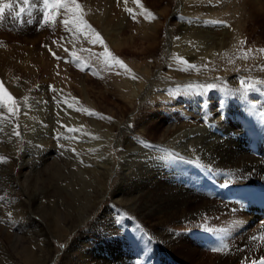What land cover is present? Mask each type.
Segmentation results:
<instances>
[{
    "label": "bare ground",
    "instance_id": "obj_1",
    "mask_svg": "<svg viewBox=\"0 0 264 264\" xmlns=\"http://www.w3.org/2000/svg\"><path fill=\"white\" fill-rule=\"evenodd\" d=\"M246 2L254 3L253 9L262 10L264 7L263 0ZM37 4L40 0H36ZM102 19L97 18L101 23ZM186 19V24L180 26V34L185 37L183 41L171 39L167 47L170 55L178 54L174 57L185 58L192 69L197 64V70L193 69L195 76L186 82L207 85L211 79L201 78L203 70L199 68L206 66L218 54L224 57L232 52L242 39V30L239 25L214 23L208 18L196 24L191 23V18ZM2 22L0 33L10 28L12 34L9 37L14 39L11 40L22 39L26 45L1 41L0 49L8 54L9 50L16 51L22 55L19 59L25 58L23 53L27 47L34 52L37 39L43 38L46 28L36 22L16 24L7 15ZM121 28L123 26L119 30ZM107 31L116 33L114 39L108 38L109 34L107 36L114 46L120 47L125 43L119 40L118 29ZM32 51L26 53L33 54ZM172 59L170 63L174 64ZM155 67V64H149L144 70L149 78L147 88L139 82H122L131 107L137 104V100L161 102V96H154L156 89L167 90L180 82L168 76L155 78ZM208 72L226 74L221 70ZM236 77H224L227 83L223 86L227 90L225 92L219 90L209 96L190 92L177 97L162 110H146L134 126L131 120L128 124L115 122L116 127H111L108 132L102 131L103 136L99 138L85 134V139L75 136L66 140L77 142L81 149L91 154V158L84 161L81 172L73 173L74 177L65 190L58 188L59 182L70 179L53 160L54 149L47 145L42 151L36 141L39 129L34 126L35 121L46 106L30 100L19 108L20 123L22 126L29 124V127H23L22 137H18L22 142L19 140L17 143V137L16 140L9 139L14 123L0 125L4 128L0 132V156L7 158L0 168V197L5 194L11 202L10 189L23 191L26 200L19 199L20 203L15 204L27 217L22 228L29 229L33 242L41 243L38 254L32 256L34 264H55V261L59 264H252V261L264 257V239L261 238L264 237V218L255 215L252 206L226 200L227 192L233 188L264 182V156H256L264 150V84H257L259 92L248 94L243 88H237L239 80ZM241 91L243 101L240 99L242 93L237 97L241 103L232 97L221 100L218 95L232 96ZM29 105H32L30 109ZM3 110L6 108L1 109L0 114ZM28 112L30 116L25 117ZM13 120L17 121L14 116ZM75 122L83 124L84 121ZM91 125L102 130L94 120H91ZM132 127L139 130L150 145L141 148V142L135 136L127 138V134H137ZM116 130L118 133L113 134ZM247 132L255 134L254 142L258 144L253 153L248 146L253 138ZM3 136L7 138L4 144ZM91 149L94 150L91 152ZM6 151L8 156H5ZM43 155L46 157L42 160L43 170L54 171L49 175V183H44L40 176L42 172H38V159ZM31 177L36 180L29 186ZM36 183L43 187L37 188ZM51 199H57L54 206L44 202H52ZM106 201L112 202V206L104 208L95 219V214ZM124 208L137 219L127 221L120 210ZM91 221V227L84 230ZM201 225L211 228L213 233H209L215 237L213 243L199 235L197 230ZM2 231L4 228L0 227ZM73 234H76L75 238H71ZM50 238L57 242L70 240L69 247L56 255ZM9 241L16 251V244L21 239ZM214 248L221 251H213Z\"/></svg>",
    "mask_w": 264,
    "mask_h": 264
},
{
    "label": "rangeland",
    "instance_id": "obj_2",
    "mask_svg": "<svg viewBox=\"0 0 264 264\" xmlns=\"http://www.w3.org/2000/svg\"><path fill=\"white\" fill-rule=\"evenodd\" d=\"M78 3L82 5L85 13L84 19L103 38V45L90 43L89 41L93 38L91 35L85 38V35L77 33L75 30L66 31L61 23V20L66 17L63 15V10H61V15L56 18L55 25L53 26L51 23L46 25L45 31L42 33L43 38L41 39V36L38 37V45L35 47L37 51L34 50L33 52L31 47H27L26 52L31 50L33 54L24 51L23 56L25 58L19 59V56L22 55L16 51L9 50L10 54H8L0 49V82H5L3 86L16 99L19 108L25 103L30 102V100L38 101L42 107L46 106L40 111V116L35 121L34 126L39 129L36 141L40 145L36 146H39L42 151H44L43 148L47 147V145L51 146L55 151V155H57H54L53 160L61 169L63 168L64 175L68 173L67 177L70 180L63 183L59 182V189H68L69 183L74 177L72 176L73 173L81 172V168L84 167V161H87V158H91V154L83 148L81 149V145L77 142L66 140L75 136L85 139V134L95 139L99 138L103 136L102 131L108 132L111 127L115 126V122L128 124L131 120L132 126H134L133 124L143 116L146 110H162L164 107H169V104H172L177 97L190 94V92H197L199 95L206 94L208 96L219 90L225 92L227 90H224L223 86L227 83L224 77L237 76L236 79L239 80L237 88H242L240 84L241 79L249 83L264 80V71H261V66L264 65V52L258 51L259 49H264V7L262 10H260L261 8L253 9L254 3L249 4L250 2H246V0H140L143 7L154 14L155 19H150L146 18V14H141L142 9L135 3V0H127L126 3L125 0H119V3L118 0H78ZM127 9H131L132 14ZM35 10L36 13L33 12V15L41 18L42 13L39 12V8ZM6 15L10 18L14 17V14ZM27 18L28 16L25 15L19 18L16 17L19 21L27 20ZM97 18H103V24ZM186 18L189 20L191 18V21H193L191 23L193 24L202 19H206L205 21H207L208 18V20L219 21L224 25H239L241 27V40L245 41L243 45L239 43L232 52L225 54L224 57L222 54H218L217 58L211 59L206 66L199 68L203 70L201 78L211 79L207 85H215L213 89L209 90L206 88V85H201L194 81L186 82L195 76L193 69L196 68L197 64L195 63L192 69L191 64L185 58H177L174 55L177 56L178 54L170 55L169 53L167 45L171 39L174 42H181L185 38L180 34L182 33L180 26L186 24ZM0 24H3V22L1 21ZM101 24L104 26H101ZM120 25L123 26L121 30H119ZM103 28H106V30ZM117 29L119 32L118 37L120 36L119 40L123 43L125 42L124 46L122 45L123 47L114 46L111 40L114 39L113 37L116 33L109 34L107 31L114 32ZM11 34L12 30L10 28L5 29L4 33H0V42H13L12 40L14 39L9 37ZM107 36L112 39L109 40ZM19 40L20 42L22 41V39H17L13 43L26 45L22 42L20 43ZM13 45L18 46L17 44ZM105 45L107 46V52L111 56L101 55L105 53ZM244 53H248V59L242 58ZM111 57H116L118 60L123 61L130 71L121 67ZM170 58H173L174 64L170 63ZM212 61L214 62L211 66L210 63ZM147 64L156 65L153 75L155 78L168 76L167 78L180 82L169 86L167 90L161 87L156 89L157 92L154 96H161V102L150 99L145 101L137 100V104L131 107L126 100L127 91L123 89L124 83L122 82L124 80L139 82L143 83V86L147 88L149 78L146 77L144 71L148 67ZM205 70H221L225 71L226 74L224 76L220 74L215 75ZM256 86L253 88L254 91ZM83 87L85 88V92L83 91ZM254 91L251 89L248 92ZM239 93L243 94V91L233 93L232 96L237 97ZM223 96L229 95L224 93ZM25 97L28 98L27 102H25ZM33 106L35 105L33 104ZM31 107L32 105H29V109ZM2 114L5 117L9 116L7 109L3 110ZM28 116H30L29 112L25 114V117ZM122 116H125V118ZM14 117L17 121L14 122L13 116H11L10 119L5 120L0 125H11L12 123L15 125L18 123L22 137L23 127H29V124L22 126L20 115L18 116L17 113ZM91 120L97 122L102 130L95 129L91 125ZM75 121L84 122L83 124H76ZM133 128L135 129V127ZM136 132V135L127 134L126 137L131 138L135 136L141 142L139 144L141 148L150 145V142L146 140L144 135L139 133V130H136ZM117 133L118 130L113 134ZM5 138V136L2 137L5 140L3 144L7 142V138ZM17 138L14 135L9 137V139L15 140ZM19 140L18 138L17 143H19ZM148 140H152V138ZM112 147L113 151H115V146L112 145ZM93 150L91 149V152ZM8 155L6 151L5 156ZM45 158V155H43L38 159V172H42L40 176H42L43 182L49 183L51 181V179L49 180V175L54 171L45 172L43 170L45 167L42 168V160ZM2 165L5 164L0 163V168ZM8 166L6 164L7 168ZM58 174L61 176L60 173ZM59 176L56 178H59ZM32 178L29 179V186L36 180ZM39 186L43 187L42 184H37V188ZM10 192L11 197L10 195L9 197L11 198V202L5 197V194L0 197L2 198V200L0 199V227L4 228V232H0V264H34L32 256L33 254H38L41 243L37 245L36 241L33 242L29 229L22 228L23 222H27V217L16 208L15 204L20 203L19 199H25L23 191L21 189H17L16 191L10 189ZM51 200L52 202H48L47 200H44V202L54 206L53 202L57 199ZM112 204V202L106 201L102 209H99V214H95L94 218L96 219V216H99L104 208L112 206ZM61 210L64 211L63 209ZM120 210L122 214H125L127 221L133 222L134 219H137L128 209L124 208ZM15 212L18 213L16 214ZM31 216L34 217V215ZM92 222H90L89 226H84L83 229H89ZM207 230H211L208 225H201L197 231L203 237L204 232ZM207 232L209 233V231ZM48 234L51 237V233L49 232ZM75 235L73 234L71 238H75ZM18 238L21 241L18 242L19 244H16L18 246L15 248V251L9 239L15 240ZM50 239L54 244V248H56V255H59V253L69 247L68 242L70 240L57 242L53 238ZM210 242L213 243L214 241ZM207 251L212 252L209 249ZM55 264H59V262L55 261Z\"/></svg>",
    "mask_w": 264,
    "mask_h": 264
},
{
    "label": "snow or ice",
    "instance_id": "obj_3",
    "mask_svg": "<svg viewBox=\"0 0 264 264\" xmlns=\"http://www.w3.org/2000/svg\"><path fill=\"white\" fill-rule=\"evenodd\" d=\"M127 0H125V3ZM119 3V0H118ZM142 11L141 14H146V18L155 19L153 13L149 12L147 9L143 7L140 3V0H135ZM36 0H0V21L5 19L6 13L9 15L14 14L15 17L19 18L22 15H26L29 17L27 23H32L31 17L33 16V12L36 9ZM61 10H63V15L66 17L61 20V23L65 27L66 31H73L85 35V38H88L91 35L93 38L89 41L90 43L96 44L99 43L101 45L104 44L103 38L100 33L96 32L94 28L84 19V11L82 5L78 3V0H40L39 12L42 13V19L40 21V26L44 27L48 24L55 25L56 18L61 15ZM127 11L132 14L131 9H127ZM214 23H221L219 21H214ZM71 25V27H69ZM245 41L241 40L240 44L243 45ZM90 51V50H89ZM251 51V50H249ZM258 51L264 52V49H259ZM101 55L111 56L110 53L107 52V46L105 45V53ZM243 59H248V53L243 54ZM116 63H118L121 67H124L127 71L126 65H124L123 61L118 60L116 57H111ZM194 67V66H193ZM261 71H264V65L261 66ZM135 79V77H133ZM240 84L243 88L244 92H248L251 89L255 88L256 84H264V80L246 82L244 79H241ZM204 87V86H202ZM215 85L208 84L206 85L207 89H213ZM25 102H27L28 98L25 97ZM7 109L9 114L8 117L0 114V124H2L5 120L10 119L11 116H15L19 111V106L16 103V99L13 95L8 92V90L3 86V83L0 82V109ZM91 114V113H89ZM110 119V118H109ZM19 124H15L12 132L9 135H14L16 137L21 136V132L19 130ZM4 128L0 127V132H3ZM7 158L4 156H0V163H6ZM2 199V198H0ZM10 215V214H9ZM264 239V237H261ZM255 239V237H253ZM63 247V245H61ZM213 251H221L219 248L212 249ZM247 259V258H246ZM252 264H264V257H261L258 261H252Z\"/></svg>",
    "mask_w": 264,
    "mask_h": 264
}]
</instances>
